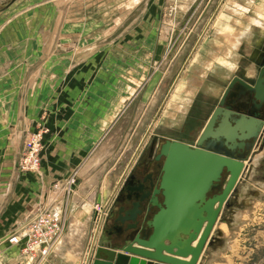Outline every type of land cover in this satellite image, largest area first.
I'll list each match as a JSON object with an SVG mask.
<instances>
[{
  "label": "rangeland",
  "instance_id": "374dc122",
  "mask_svg": "<svg viewBox=\"0 0 264 264\" xmlns=\"http://www.w3.org/2000/svg\"><path fill=\"white\" fill-rule=\"evenodd\" d=\"M230 1L0 0V264L7 243L19 246L17 264H51L85 179L93 184L80 201L89 202L83 211L92 214V232L94 212L102 227L114 199L106 205L108 196L142 150L139 167L146 172L153 143L154 153L166 139L196 144L218 102L209 90L194 100L203 79L190 62L198 61L199 44L209 28L207 35L215 34L216 15ZM36 140L40 165L24 170L22 158ZM263 148L264 137L252 155ZM16 172L21 178L10 190ZM44 179L63 190L61 203L43 209L61 208L64 231L42 258L24 252L25 237L19 243L10 237L34 219L23 226L13 214L37 205ZM254 216L249 231L234 238L226 264H264V196ZM109 240L105 228L101 242Z\"/></svg>",
  "mask_w": 264,
  "mask_h": 264
},
{
  "label": "water",
  "instance_id": "95a60500",
  "mask_svg": "<svg viewBox=\"0 0 264 264\" xmlns=\"http://www.w3.org/2000/svg\"><path fill=\"white\" fill-rule=\"evenodd\" d=\"M263 137L264 55L257 77H233L196 144L180 139L161 144L157 183H150L142 205L120 208V226L108 232L109 243L93 245L86 264H197L230 204L244 160ZM153 154L154 143L150 160Z\"/></svg>",
  "mask_w": 264,
  "mask_h": 264
},
{
  "label": "crops",
  "instance_id": "0c3cea01",
  "mask_svg": "<svg viewBox=\"0 0 264 264\" xmlns=\"http://www.w3.org/2000/svg\"><path fill=\"white\" fill-rule=\"evenodd\" d=\"M228 3L230 5H224L223 2L222 10L216 15V20L213 22L215 34L212 37L207 35L210 31V26L208 27L209 30L207 28L208 32L199 44V49L202 53H197L199 55L198 61L191 60L190 62V64L194 62L196 70L201 73L200 78L203 79V88L194 100L201 99L203 94L206 96V92L209 90L210 96L219 102L234 76L240 75L248 80L257 77L258 62L263 59L264 55V0L262 2H258V0H231ZM225 17L230 19L228 22L230 30L224 28V25H227ZM182 141L188 142L186 140ZM260 153H263V155L257 165L254 162L257 154L252 155L251 151L247 156V158L252 156V164L248 166L247 161L242 178L230 197L233 205L229 210L226 207L222 210L197 264H226L234 255L236 247L234 238H239L243 232L247 233L249 231L250 226L254 222L256 200L258 197L264 196V189L263 187L261 188L260 184V182H264V148ZM127 171L126 167L119 175L114 185V191ZM20 178L21 175L16 172L11 182L10 190H13L11 188ZM83 182V187L79 188L81 185H78L77 195L73 197L74 199L76 198L77 207L71 208L70 224L64 238L65 246L61 251L53 253L54 257L50 261L51 264H79V262L80 264H85L93 245L97 247L102 244V236L105 228L109 226L110 218L108 217L101 227V217H98L96 212L93 211V215L94 217L97 216V220L91 232L89 224L93 220L92 214L89 216L86 214L87 212L83 211L89 202L84 199L80 201V199L81 195L85 199L89 198L90 187L93 182L91 179H85ZM49 187L47 180H42L40 198L37 201V205L28 210L26 209L27 206H25L26 211L23 210L19 214H13V216L16 215L20 218L19 221L23 226L29 223L41 209L55 202L61 203L63 190L58 193V190L55 192ZM50 189V193L55 192L57 194L56 198L49 193ZM114 191L108 196L106 205L112 200ZM236 209L242 212V215L238 218L234 214ZM74 218L78 219L76 224L73 223ZM223 225L227 226V232L223 231ZM196 243L197 241L194 242V244ZM1 252L7 256L5 264H17L19 260L18 245L7 243ZM189 259L190 257L186 258V260Z\"/></svg>",
  "mask_w": 264,
  "mask_h": 264
},
{
  "label": "built area",
  "instance_id": "2783aa9c",
  "mask_svg": "<svg viewBox=\"0 0 264 264\" xmlns=\"http://www.w3.org/2000/svg\"><path fill=\"white\" fill-rule=\"evenodd\" d=\"M40 146L38 140L33 143L29 153L22 158L21 168L24 170H34L39 167L40 158L38 153ZM61 212V208L52 210L41 209L23 234L10 237V241L12 243H19L25 237L24 252H33L42 258L47 257L52 247L55 246L58 239L63 235L64 224Z\"/></svg>",
  "mask_w": 264,
  "mask_h": 264
},
{
  "label": "flooded vegetation",
  "instance_id": "af4514ba",
  "mask_svg": "<svg viewBox=\"0 0 264 264\" xmlns=\"http://www.w3.org/2000/svg\"><path fill=\"white\" fill-rule=\"evenodd\" d=\"M142 151L140 152V155H138L137 159L131 164L132 166H130L128 172L121 181L118 190L116 191V195H114L112 206L110 207L107 215V218H110L109 226L107 227L108 232L117 230L120 226V221H117L121 215L120 208L124 206L127 209L134 202H139L142 205L143 202L141 201V197L144 196V194H147L148 191L152 190L150 183H156L159 178V163H161L163 159L156 161L155 157L158 152L154 153L153 161L150 164L152 169L144 172V170L139 167L143 159V154L146 152L145 150L143 152ZM140 183L144 184L145 188L139 191L135 190L134 187H138Z\"/></svg>",
  "mask_w": 264,
  "mask_h": 264
},
{
  "label": "bare ground",
  "instance_id": "6f19581e",
  "mask_svg": "<svg viewBox=\"0 0 264 264\" xmlns=\"http://www.w3.org/2000/svg\"><path fill=\"white\" fill-rule=\"evenodd\" d=\"M214 19V18H213ZM213 21V20H212ZM211 24V23H210ZM207 124V123H206ZM206 126V125H205ZM205 128V127H204ZM204 130V129H203ZM203 130H202V132H203ZM201 132V133H202ZM172 140V139H171ZM161 146V145H160ZM160 146H159V150H160ZM159 152V151H158ZM262 155H263V153H260V154H258L257 156H256V158L254 159V162H255V164H258L259 163V161H260V158L262 157ZM136 159H137V157H136ZM135 159V160H136ZM134 160V161H135ZM244 162H245V160H244ZM160 164V166H159V168H161V165L163 164V162H161V163H159ZM132 166V165H131ZM245 167H246V162H245ZM245 167H244V169H245ZM244 169H243V171H244ZM129 170V169H128ZM158 170V169H157ZM159 171V170H158ZM243 171H242V173H243ZM160 172V171H159ZM127 173V172H126ZM242 173H241V175H242ZM160 175V174H159ZM241 175H240V178H241ZM125 177V176H124ZM123 180V179H122ZM158 180V179H157ZM239 181H240V179H239ZM239 181H238V183H239ZM157 183V182H156ZM260 184H261V188L263 187V189H264V182H260ZM119 186H120V184H119ZM119 186H118V188H119ZM117 191V190H116ZM116 191H115V193H114V195L116 194ZM113 195V196H114ZM232 195V194H231ZM231 195H230V197H231ZM112 199H113V197H112ZM160 200H162V197L160 196ZM229 200H230V198H229ZM228 200V201H229ZM112 201V200H111ZM111 203V202H110ZM73 204H74V206L75 207H72V208H76L77 207V201H76V199H74V201H73ZM72 205V204H71ZM254 205V204H253ZM225 207V206H224ZM86 209V208H85ZM247 209V208H246ZM221 214V213H220ZM235 216L238 218V217H240L241 215H242V212L239 210V209H236V211H235ZM220 217V216H219ZM219 219V218H218ZM76 222H78V219L77 218H74V220H73V223L74 224H76ZM73 224V225H74ZM215 227V226H214ZM223 227V231H225V232H227L226 230V225H223L222 226ZM214 229V228H213ZM224 233V232H223ZM223 235H225V234H223ZM65 238V237H64ZM64 238H62L61 240H59V242H58V244H56V246H55V250H54V252H58V251H61L62 250V248L65 246V243H64ZM223 249V248H222ZM60 255V254H59ZM86 263V262H85Z\"/></svg>",
  "mask_w": 264,
  "mask_h": 264
}]
</instances>
